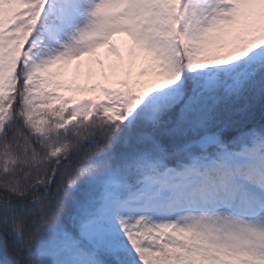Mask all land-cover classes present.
<instances>
[{"label":"snow or ice","instance_id":"obj_1","mask_svg":"<svg viewBox=\"0 0 264 264\" xmlns=\"http://www.w3.org/2000/svg\"><path fill=\"white\" fill-rule=\"evenodd\" d=\"M0 264H264V0H0Z\"/></svg>","mask_w":264,"mask_h":264},{"label":"rangeland","instance_id":"obj_2","mask_svg":"<svg viewBox=\"0 0 264 264\" xmlns=\"http://www.w3.org/2000/svg\"><path fill=\"white\" fill-rule=\"evenodd\" d=\"M127 40V37L125 34L123 33H115L113 34L112 38H111V41L113 44H115L117 46V48H121L124 43L126 42ZM102 47H100L98 50H97V54L95 57H92L93 59L90 60V61H84L83 59H81V61H73L72 62V67L70 69L71 72H75L77 70V67L79 65H83L84 66V71L87 72L88 69L90 68L92 73H93V82H96V83H101V82H105L103 80V77L100 75V64L97 63L96 61H104L105 62V71H109L108 68H107V64L109 62V59L111 57V55L107 58L104 59V56L102 55L103 54V51H102ZM140 63L137 62L135 68L133 69V74L135 75L136 72L139 71V68H140ZM116 72L118 75H122V73L120 72L119 69H116ZM109 75L111 76V71H109ZM112 79L114 80L115 77H112ZM81 82H86V77L85 78H82Z\"/></svg>","mask_w":264,"mask_h":264},{"label":"trees","instance_id":"obj_3","mask_svg":"<svg viewBox=\"0 0 264 264\" xmlns=\"http://www.w3.org/2000/svg\"><path fill=\"white\" fill-rule=\"evenodd\" d=\"M110 52H107L106 54H105V57L109 54ZM91 56H85L84 57V59L86 60V61H89V60H91ZM259 117H260V113H259V110H257V112H256V120L254 121V123H256V122H259Z\"/></svg>","mask_w":264,"mask_h":264}]
</instances>
